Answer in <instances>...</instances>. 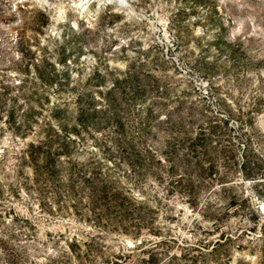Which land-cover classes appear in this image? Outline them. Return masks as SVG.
<instances>
[{"label": "rangeland", "instance_id": "374dc122", "mask_svg": "<svg viewBox=\"0 0 264 264\" xmlns=\"http://www.w3.org/2000/svg\"><path fill=\"white\" fill-rule=\"evenodd\" d=\"M0 264H264V0H0Z\"/></svg>", "mask_w": 264, "mask_h": 264}, {"label": "trees", "instance_id": "16d2710c", "mask_svg": "<svg viewBox=\"0 0 264 264\" xmlns=\"http://www.w3.org/2000/svg\"><path fill=\"white\" fill-rule=\"evenodd\" d=\"M95 195H96V194H95ZM95 195H94V196H95Z\"/></svg>", "mask_w": 264, "mask_h": 264}]
</instances>
